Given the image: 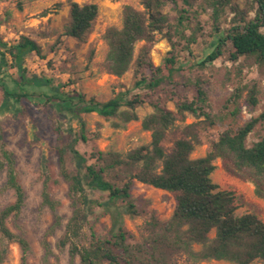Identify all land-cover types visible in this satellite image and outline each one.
Instances as JSON below:
<instances>
[{
  "label": "trees",
  "instance_id": "trees-1",
  "mask_svg": "<svg viewBox=\"0 0 264 264\" xmlns=\"http://www.w3.org/2000/svg\"><path fill=\"white\" fill-rule=\"evenodd\" d=\"M182 1L191 5V0ZM170 2L179 14L175 24L166 12ZM229 2L231 0H207L217 22ZM141 3L142 10L125 5L122 26L109 27L105 38L109 47L108 72L121 77L135 64V76H141L136 85L151 90L144 95L124 90L107 101H98L86 98L79 91L69 93L53 87L50 78L27 73V57L33 53L41 55V47L35 40L22 35L10 44L0 38V89L4 103L20 102L23 97L39 93L47 105L57 107L78 122V129L72 122L66 127L60 121L55 125L59 175L68 184L72 211L56 246L67 249L71 264L76 260L78 264H203L210 261L264 264V220L255 212L239 215L235 193L222 190L212 178L217 168L215 161L220 159L228 174L253 183L256 196L264 199V136L248 142L257 126L264 124V109L243 125L229 124L212 141L205 156L193 158L196 147L202 144V132L217 125L206 92L198 86L194 99H178L176 112L165 105L160 95L153 96L175 70L177 43L173 36L179 34L186 39L184 25L189 11L179 8L178 0H142ZM69 4L70 21L64 27L63 36L84 41L98 16L99 6L74 0H69ZM246 4L248 10H255V17L247 19V14L235 9L240 19L218 38L216 48L203 64L218 59L225 42L229 41L233 60L251 56L264 67V0H246ZM159 35L170 42L173 51L162 65H155L151 50ZM138 42L145 44L135 59ZM9 69L17 71V79H9L12 76ZM258 94L256 86L249 90L250 106L259 104ZM235 96H239L238 93ZM146 102L154 109L141 123L144 130L151 132L149 144L126 153L95 148L87 155L79 150L80 141L89 139L82 114L116 117L119 123L115 126L125 127L139 120L137 108ZM186 113L197 121L185 123ZM172 131H179L180 136L168 150L165 141ZM41 167L44 177L41 206L48 207L54 215L52 225L41 238V245L49 256L53 254L49 237L63 226L59 213L62 203L49 188L51 174L47 165L42 163ZM2 172L6 180L0 187V201L10 191L14 201L0 207V264L6 260L11 243L21 248V264H30L33 247L24 226L19 223L26 191L19 179L15 154L7 147L0 131V174ZM136 181L173 193L176 200L174 212L167 220H161L156 211L151 210L140 239L126 224L127 216L135 217L143 212L132 193ZM142 201L150 204V200ZM105 216H109L111 225L102 234L96 225ZM11 221L16 223L18 231L10 227Z\"/></svg>",
  "mask_w": 264,
  "mask_h": 264
},
{
  "label": "rangeland",
  "instance_id": "rangeland-1",
  "mask_svg": "<svg viewBox=\"0 0 264 264\" xmlns=\"http://www.w3.org/2000/svg\"><path fill=\"white\" fill-rule=\"evenodd\" d=\"M80 4L96 3L99 13L84 41L63 36L64 27L70 21L69 0H0V38L7 43H15L24 35L35 40L41 47V55L31 54L27 57V73L29 76L48 77L53 87L73 93L79 91L86 98L107 101L120 91L128 90L132 94L150 93L147 87L136 85L135 64L123 76L110 74L106 67V56L109 50L105 38L109 27L122 26L123 9L132 5L142 10V0H74ZM207 0H191L186 5L178 0L179 8H186L188 19L184 25L186 39L174 34L177 43V64L167 80L157 87L153 96L160 95L165 105L176 110L178 99H194L197 87L200 86L207 94L209 109L216 116L217 125L202 132V144L192 154L193 158L205 156L210 150L212 141L229 125H243L253 116H258L264 109V67L259 65L255 57L240 56L233 60L232 45L225 42L223 54L216 60H203L216 48L218 38L237 24L240 19L239 9L246 18L255 17V10H248L246 0H231L217 22L213 16V8L206 4ZM258 5H256L257 7ZM172 23H177L179 16L175 5L170 2L166 7ZM189 41V42H188ZM144 42L136 44L135 59ZM173 48L162 35L151 50V58L155 65H162ZM11 78L17 79L15 69H9ZM150 75V74H149ZM14 87V83H9ZM256 86L259 90V104L250 106L249 90ZM239 96H235L237 94ZM23 97L20 102L4 103V95L0 89V131L3 132L7 147L16 158L19 179L26 191V203L19 221L27 232L33 252L29 256L30 264H71L68 251L57 248L56 243L64 233V225L72 211L68 197V184L59 175L58 155L55 150L57 143L56 122L66 127L69 122L78 129V122L64 115L57 107H51L39 96ZM153 107L146 102L137 108L138 121H131L125 127H116V117L106 118L97 113H84L88 140L80 141L78 148L89 155L95 148L127 151L151 142V132L142 128V119L153 112ZM72 120V121H71ZM197 119L186 113L185 123ZM184 124V123H182ZM180 136L179 131H172L165 141L168 150ZM264 136V124H259L248 142L252 143ZM42 163H45L51 174L50 190L61 201L59 213L62 215L63 226L49 237L53 245V254L46 256L41 245V238L54 221L53 212L42 207V188L44 177ZM212 174L222 190L235 193L237 213L255 212L264 220V199L256 196L253 183L243 181L228 174L222 167L220 159ZM71 166H73L70 163ZM6 180L5 172L0 174V187ZM137 204L143 210L135 217H126L127 227L140 239L143 226L151 210H155L161 220L169 219L175 209V195L151 185L136 181L132 189ZM142 199L150 200L147 205ZM14 196L8 192L0 201V207L12 203ZM10 227L18 231L16 223L11 221ZM109 216L102 217L96 228L105 234L110 228ZM214 232H212V236ZM22 251L17 243L9 245V253L3 264H21ZM75 264H78L76 260ZM203 264H227L223 261H210Z\"/></svg>",
  "mask_w": 264,
  "mask_h": 264
}]
</instances>
